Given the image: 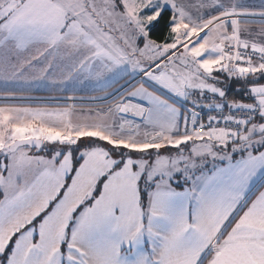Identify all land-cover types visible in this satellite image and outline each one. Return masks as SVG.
Instances as JSON below:
<instances>
[{
	"label": "snow or ice",
	"instance_id": "6c2138e0",
	"mask_svg": "<svg viewBox=\"0 0 264 264\" xmlns=\"http://www.w3.org/2000/svg\"><path fill=\"white\" fill-rule=\"evenodd\" d=\"M0 264H264V0H0Z\"/></svg>",
	"mask_w": 264,
	"mask_h": 264
},
{
	"label": "rangeland",
	"instance_id": "374dc122",
	"mask_svg": "<svg viewBox=\"0 0 264 264\" xmlns=\"http://www.w3.org/2000/svg\"><path fill=\"white\" fill-rule=\"evenodd\" d=\"M243 2L249 6L250 8H255V9H259L260 5H261V0H243ZM253 27H257L256 25H253ZM36 96H43L46 97L47 94H43V93H35ZM40 97V98H43Z\"/></svg>",
	"mask_w": 264,
	"mask_h": 264
},
{
	"label": "trees",
	"instance_id": "16d2710c",
	"mask_svg": "<svg viewBox=\"0 0 264 264\" xmlns=\"http://www.w3.org/2000/svg\"><path fill=\"white\" fill-rule=\"evenodd\" d=\"M237 83L238 82H232V84H231V87H230V95H232L233 94V92H234V89H235V87H236V85H237Z\"/></svg>",
	"mask_w": 264,
	"mask_h": 264
},
{
	"label": "crops",
	"instance_id": "0c3cea01",
	"mask_svg": "<svg viewBox=\"0 0 264 264\" xmlns=\"http://www.w3.org/2000/svg\"><path fill=\"white\" fill-rule=\"evenodd\" d=\"M230 87H231V86H230ZM37 93L47 94V93H45V92H43V91H40V92H37ZM37 97H43V96H37Z\"/></svg>",
	"mask_w": 264,
	"mask_h": 264
}]
</instances>
